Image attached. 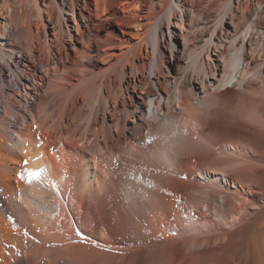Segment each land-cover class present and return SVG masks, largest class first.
<instances>
[{
    "label": "bare ground",
    "instance_id": "obj_1",
    "mask_svg": "<svg viewBox=\"0 0 264 264\" xmlns=\"http://www.w3.org/2000/svg\"><path fill=\"white\" fill-rule=\"evenodd\" d=\"M0 264H264V0H0Z\"/></svg>",
    "mask_w": 264,
    "mask_h": 264
},
{
    "label": "snow or ice",
    "instance_id": "obj_2",
    "mask_svg": "<svg viewBox=\"0 0 264 264\" xmlns=\"http://www.w3.org/2000/svg\"><path fill=\"white\" fill-rule=\"evenodd\" d=\"M27 165V161H25V166ZM40 177V173L39 172H30L28 174V182L31 183L34 179H38ZM21 178H23V175H21ZM77 235L80 236L82 239L85 238L84 237V233H82L81 231H79V229H77Z\"/></svg>",
    "mask_w": 264,
    "mask_h": 264
}]
</instances>
